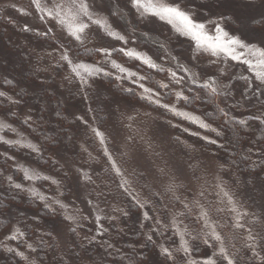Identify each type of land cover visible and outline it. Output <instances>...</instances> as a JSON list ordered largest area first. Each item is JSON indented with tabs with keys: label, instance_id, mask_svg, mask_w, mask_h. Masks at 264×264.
<instances>
[{
	"label": "snow or ice",
	"instance_id": "1",
	"mask_svg": "<svg viewBox=\"0 0 264 264\" xmlns=\"http://www.w3.org/2000/svg\"><path fill=\"white\" fill-rule=\"evenodd\" d=\"M30 4L39 21L49 26L39 30L25 24L20 30L26 33L34 32L37 37L51 40L54 47L47 53L53 61L50 67L55 70L66 67L68 74L63 77L65 81L69 84L78 82L82 92L92 88L93 83L101 78L115 82L120 90L129 96H135L154 108L195 124L205 132L214 133L218 139L195 132L190 134L199 135L206 144L214 145L217 151L224 150L229 158L215 169L210 185L205 179L200 190L192 192L191 197L187 195L191 186L189 171L191 177H195L197 181L203 178L196 176V172L201 170L200 165L193 163L198 159L196 156H189L186 166L179 164L169 167L167 161L163 166L155 165V177L166 180L162 184V191L153 192L152 185L148 183L149 175H153L152 166H142L139 159L130 151L121 153L123 163L129 164L130 170L120 166L108 148L104 133L98 127L89 124L83 116L76 115L75 121L84 126L85 132L90 131L99 139L103 155L110 166L104 169V175H101L100 170L92 168L88 160L83 161L84 164H88L87 169L82 165L72 167L66 162L68 171L64 172L63 178L71 179L74 176L77 189L81 187L89 189L88 198L84 203L91 211L88 215L67 214L68 206L59 198L63 196L61 190L63 180L42 175L35 169L20 168L25 180L33 184L38 180L48 181L56 186L58 195L55 197L44 195L32 186L24 188L21 183H15L11 175L5 177L9 188L28 192L30 198H38L51 212H56L57 208L65 210L63 221L66 222L65 228L71 235L65 237L60 231L40 232L39 244H36L25 239V231L10 226L4 239L15 241L17 244L16 247H11L5 243L4 251L18 257L25 264H45V261L47 264H84L86 260L88 264H97L95 257L89 255L92 247H95L96 255L100 257L99 264H125L126 261L127 264H151L143 251L151 246L155 254L163 258L161 264H264V203L258 206L257 211L252 207L242 208L244 202L239 199L241 183L245 188L249 185L253 188L259 186L264 192V140L237 143L228 136L229 125L233 131L252 128L253 124L257 129H264V24L261 26V39L256 42L247 39L243 31L239 34L230 31L232 21L234 17L239 19V13H249L247 17L249 21L258 18L264 21V0H214V7L217 9L215 15L212 14L211 7L203 9L209 17L207 21L196 18L200 14L199 6L190 0H125L124 7L134 12L139 20L156 18L171 25L178 36L194 42L195 48L188 62H183L178 56L172 55L166 43L156 44L160 51L155 59L148 53L127 47L130 42L136 44L139 38L150 40L151 37L148 33H142L137 37L135 28L128 31L113 27L109 16L124 18L128 15V12L122 10L119 0H30ZM226 6L234 11L219 10ZM17 11L24 16L32 14L25 9L17 8ZM49 22H54L59 27L61 33L59 36L56 34V28ZM208 25L212 26L211 30L208 29ZM92 26L96 27L97 35L101 39L107 37L118 41L121 46L88 48L86 45L90 42ZM94 53L100 57L94 63H87L82 59L91 57ZM114 54L137 60L141 67L133 71L118 63L113 58ZM204 54L210 57L208 67L200 66ZM229 60L246 65L247 71L251 74L247 76L241 74L238 77L245 82L239 98L236 96L234 84L237 77L235 74L229 75V68L232 67L227 63ZM213 66H218L215 71L212 70ZM143 68L150 72L141 74ZM153 72L164 74V78L152 84ZM47 79L45 77L43 80L33 82V86L26 87L44 91V96L39 99L45 101L43 111L48 112L47 123L56 126L42 128L41 131L54 134L51 137L45 136V143L55 146L63 144L65 138L74 139L76 131L64 129L63 114L59 110L60 101L57 99L60 95L59 87L47 85L45 83ZM124 81L135 85V88L124 87ZM170 96H174V101L168 102ZM0 98L10 105L18 106L24 103L31 109V105L23 96L16 99L0 91ZM241 102L246 107L254 109L250 111L248 119L237 120L230 117V112L238 108ZM113 103L116 104L115 110L112 108ZM177 104L185 107L197 104L209 107L221 118L220 124L213 126L212 123L206 122L212 118L211 113L206 112L204 118H201L183 111ZM120 108L119 100L105 104L109 115L114 114V111H120ZM128 108L129 114L125 116L121 112V117L130 122L125 125L130 129L136 116L130 114L134 105L129 104ZM37 111L41 112L37 119L42 124L43 112L41 109ZM88 111L93 110L89 107ZM92 119L95 121L97 117L93 116ZM5 120H0V132L15 131ZM24 123L32 127L31 112L25 117ZM184 131L187 132L188 129ZM176 139L180 142L179 137ZM135 141V136L126 137L125 147L133 145ZM0 143L9 148L16 146L27 148L38 155L43 153L42 145L27 141L23 137L13 141L0 136ZM80 147L87 153L89 160H95L86 147L83 145ZM187 147L189 151H195L194 147ZM145 151H151L163 159V150L156 152L150 141ZM0 155H4L6 159H14L6 153ZM152 164H155V161H152ZM241 164L247 168V171L242 173L246 178L243 181L233 180L231 184L225 183L223 175L233 174L234 170L240 169ZM111 182H116L121 194L130 196L131 202L140 210L136 231L140 232L142 240L138 242L135 250L120 247V239L129 231L127 219L132 213L130 208L121 207L119 204L113 207L108 203L115 200ZM206 186L212 188L215 199H208ZM139 193L150 194L142 198ZM165 196L169 197L168 202H165ZM169 204L172 206L171 210ZM177 204L181 206L179 211L175 210ZM154 206L158 207L153 215L149 209ZM8 211L10 214V208ZM92 216L94 221L90 222L95 224V233L85 232L81 235L84 222L89 221ZM105 220L107 226L103 222ZM157 237H168L171 243H162L156 239ZM46 241L49 251L45 252V258L41 259L38 249ZM21 244L25 251L19 250ZM201 244L212 249V254L197 260L194 253Z\"/></svg>",
	"mask_w": 264,
	"mask_h": 264
},
{
	"label": "rangeland",
	"instance_id": "2",
	"mask_svg": "<svg viewBox=\"0 0 264 264\" xmlns=\"http://www.w3.org/2000/svg\"><path fill=\"white\" fill-rule=\"evenodd\" d=\"M119 2L121 4L122 10L128 12V15L124 18L109 16V21L112 23L113 27L117 29H127L128 31H130L132 28H135L137 37H140L142 33H148L151 37L150 40L139 38L137 39L136 44H132L130 42L127 47L135 48L139 52L148 53L155 59L160 51L157 48L156 44L166 43L172 55L178 56L183 62L189 61L195 48L194 42H192L188 38L178 36L171 25L159 21L156 18L148 17L144 20H139L134 12H130L128 8L124 7L125 0H119ZM190 2L195 3L199 6L198 11L200 14L196 18L200 21H207V19L209 18L208 15L204 13V8L211 7L213 9V15H215L217 11V9L214 7V0H190ZM13 5L15 7H12ZM17 8L25 9L32 14L29 16L21 15V13L17 11ZM0 9L4 11V15L6 18H11V20L14 22L16 21L17 25L20 26V29L25 24H28L33 29L39 30H44L47 26H49L39 21L38 15L35 13L34 8L30 4V0H0ZM219 10L228 12L234 11L231 7L228 6ZM248 15L249 13H239V19H236L234 17L230 25V31L236 34H239L241 31H243L244 36L247 37V39L253 42L259 41L261 39V26L262 24H264V21H261L259 18L253 21H249L247 18ZM49 24L56 28V34L57 36H59L61 34L59 27L56 26L54 22H49ZM211 28L212 26L208 25V29L211 30ZM97 31L98 30L95 26H92V28L90 29V42L86 45L88 48H95L101 46H121L118 41L111 40L107 37L101 39L97 35ZM14 35H16L14 37H17V39L14 43H10L11 46L9 48H7L6 45H4L3 42L0 40V73L2 75H9L13 71V69L15 68L14 66L16 64V61H18L19 53H26L29 58H33L36 61L37 65L42 66L46 70V77L55 82L51 85L59 87V90H61V92L63 91L62 89H66L68 86H70L71 88L74 87V91L78 93V82L74 81V86H72L63 79V77L68 74L66 67L58 70H55L50 67L53 61L52 58L47 55V53L51 51V49L54 47L53 44L39 39L34 32H24L23 34L14 33ZM16 45H18L20 48L16 49ZM113 58L116 59L118 63L124 65L125 67L133 71H137L138 68L141 67L139 61L129 59L128 57H125L123 55L114 54ZM97 59H100L99 55L97 56ZM209 59L210 57L207 54H204L201 57L200 66L208 67ZM227 63L229 65H232V67L229 68V75L235 74V76L237 77V79L234 81V84L236 89V96L237 98H239L240 93L244 90L245 82L243 80L238 79V77L241 74L246 76L251 74L247 71L246 65L237 64L236 62L230 60ZM217 67L218 66H213L212 70L215 71ZM57 71L59 72L58 75ZM148 72H150V70H148L147 68H143L141 74H145ZM151 76L152 84L164 78V74H158L154 72L151 73ZM45 83L49 84L47 80L45 81ZM123 85L124 87L135 88V85H131L127 81H124ZM34 89L37 90L36 88ZM90 90L93 91V94L96 96L95 104L97 106H103V110L107 116L108 126L100 131L104 133L105 139L108 143V148L113 153V156L115 153L121 155L122 152L130 151L133 153L134 157L139 159L142 166L149 167V165H151L153 175H149L148 180L151 182V184L156 190L162 191V184L164 180H166V178L155 177V165L163 166L165 161L168 162L169 167L179 164H184L185 166L187 165L183 155L175 148L173 144L174 136H178L179 138H181L182 141L189 143L196 150L198 158L197 164L201 167V170L197 172L196 176L203 177L202 179L197 181L195 177H191V171H189V177L191 178V186L187 195L191 197L192 192L199 191L200 186L204 184L205 179L209 182L210 185L213 180V172L221 163H223V159L219 154L216 153L214 155L212 152L205 150L204 147L200 145L201 141L203 140L199 138V135L209 136L213 138L211 135L206 133L204 130L198 128L195 124H193V127H190L187 123L178 121L177 118L179 117L172 116L170 113V115H168L162 109L157 108L156 110H152L151 108L137 102L136 100L125 99V97L123 96V92L120 90L119 85L115 82H110L108 80V83H105L103 79H98L93 83V86L92 88H90ZM174 99V96H170L168 97V102H172L174 101ZM114 100L120 101L121 108L120 111H114V114L109 115V112L105 109V104L111 103ZM71 102H75V104H72L74 105V108L71 109L70 107V109L71 112L73 111L72 114L76 115V105L79 104L80 101H77L76 99V101ZM93 104L94 102L88 105V107H91ZM129 104L134 105V109L131 110L130 114L136 116V120L134 123H132V127L130 129L125 126L127 123L130 122L126 119H122L121 117V112H123L125 116L129 114ZM177 107L181 108L183 111L191 112L194 115L201 116V118H203L201 113L190 110L182 104H177ZM112 108L113 110H115L116 104L113 103ZM32 109V105L31 109L26 105L21 111H19L20 118H25ZM252 110L254 109L246 107L244 103L241 102V105L238 108L234 109L232 112H230V115L243 118L249 116V113ZM6 111L8 110H4V112L0 110V120H5L4 113H6ZM137 113L139 115H137ZM146 113H150V115H145ZM80 116L83 115L80 114ZM5 122L11 124L12 128L15 129V131L0 132V136H4L6 139L13 141L23 137L27 141L36 144V142H34L31 138H29L24 132L20 130L15 120L10 121L6 119ZM173 125H175V127H173ZM184 129H188V131L186 132L184 131ZM193 132L199 133V135H191L190 133ZM130 135L135 136L136 141L133 145H129L126 148L125 139ZM141 137H143V139H141ZM186 137H189V140ZM149 141L155 148L156 152H160L161 150H163V159L157 157L151 151H145V148L147 147ZM96 144L97 149H99L96 153L91 152L86 145L82 144L88 149V152H91L92 156L95 157L94 161L89 160L87 153L83 152L82 150L79 154L76 155V159L68 158L56 152L54 154V161L57 162L55 163L54 168L51 170V168L49 169L48 166L46 167L47 169L39 168L35 162V159L38 154L31 152L30 149L21 148L18 146L9 148L7 145L0 143V153H6L7 156L14 157V159H6L4 155H0V173H2V175H0V187H9L5 177L11 175L13 177L14 182L21 183L24 188L32 186L37 188L38 191L44 195L53 197L57 196L58 193L55 185H52L48 181L44 180H38L35 182V184H33L31 181L25 180L23 177V172L19 170L20 168L35 169L39 171L42 175L50 176L57 180H63L61 189L63 191V196H60L59 198L63 203L68 206L67 214L88 215L89 211L91 210L86 207L84 201H86L88 198L89 189L84 187L77 189L75 187L74 176H72L71 179H64L63 177L64 172L68 171L67 164H71L72 167L82 165L85 169H87L88 164L83 163V161L85 160H88V163L94 169L101 170L103 169V167H110L107 163L106 157L103 155V147L100 145L98 138H96ZM114 158L117 160L116 156H114ZM152 161H155V164H152ZM120 166L129 168L130 170L129 164H121ZM223 179L225 183L231 184L233 180L243 181L245 177L233 173L231 175L224 174ZM185 183L187 184L188 181H185ZM206 187L208 199H215V193L212 188L210 186ZM239 187L241 190V196L239 197V199H242L244 202L241 207H252L256 208V210L258 211V206L264 203V199H262V197H264V192H262L261 188L259 186L253 188L251 185L245 188L242 183L239 185ZM22 192L29 195L28 192ZM35 199L39 200L38 198ZM168 199L169 197L167 198V200ZM40 202L42 203V205H44L42 201ZM169 209H172L171 204H169ZM175 210H181V206L177 204L175 206ZM56 211L63 215L65 210L57 208ZM90 221H94V216L90 217L89 221L84 222V228L82 231H84L85 229H91V227L95 228V224ZM65 223L66 222L64 221L58 222L57 225L54 226L53 230L60 231L64 234L65 237H67L68 232L65 228ZM11 226L19 227L15 219H13V221L11 222ZM129 228L132 227L129 226ZM8 231L6 233H8ZM4 243L8 244V246L16 247L15 241H5L4 239ZM208 249L209 248H206L201 252L203 254V258L212 254L207 253ZM19 250L25 251L24 247L22 249L19 248ZM151 256L154 259L155 264H161L160 257H158L155 252L152 253Z\"/></svg>",
	"mask_w": 264,
	"mask_h": 264
},
{
	"label": "trees",
	"instance_id": "3",
	"mask_svg": "<svg viewBox=\"0 0 264 264\" xmlns=\"http://www.w3.org/2000/svg\"><path fill=\"white\" fill-rule=\"evenodd\" d=\"M15 22L12 21L11 18H6L4 15V11L0 9V40L3 42L4 45H6L7 48L11 46L10 43H14L17 39V37H14L16 36L14 35V33H24L20 30V26L17 25V22ZM38 38L42 39L40 37ZM44 41L52 44L51 40ZM18 48L20 47L16 45V49ZM97 56L98 54L94 53L91 57H82V59H84L88 63H94L95 60H97ZM14 67L15 68L9 75L4 76L0 73V91H4L9 96H12L16 99L20 98V96H23L24 99L32 105L33 109L30 111L33 117L32 127H29L28 124L24 123L25 118H20L19 116V111H21L26 106L24 103H21L18 106L10 105L7 101H4L3 98H0V110L3 112L4 110H8L6 111V113H4V115H7V119L10 121L15 120L22 132H24L29 138L36 142V144L43 146L42 155H38L35 159L37 166L41 169H47L46 167L48 166V168H51L52 170L55 166V163L53 162L54 154L56 152L68 158L76 159V155L81 152L80 146L82 144L86 145L91 152H98L99 149H97L96 137L90 131L85 132L84 126L79 125V122L75 121V116L81 114L86 117L85 119L88 120L89 124L93 125L94 127H98L99 130L105 129L108 126V120L103 110V106H97L95 104L96 96L93 94V91L87 89L82 92L78 87V93H76L74 91V87L71 88L70 86H68L66 89H62V92L60 90V95L57 96V99L60 101L59 110L63 114V127L65 130L74 129L76 131V135L74 139L65 138L63 140V144L50 146L49 143H45V136L51 137L54 134L51 132H43L41 131V129L46 127H55L56 125H49L47 123L48 112L43 111L45 101L39 99L40 97L44 96V91L39 88H36L37 90H33L30 87H26L33 86V82H38V80L45 79L47 72L42 66L37 65L36 61L33 58H29L26 53L18 54V61H16ZM101 79H103L105 83H108V80L104 78ZM47 81L49 82V84L46 83L47 85L55 83L51 79H47ZM71 85L74 86L73 83H71ZM85 96H87V99H85ZM123 96L125 97V99L136 100L137 102L144 104L152 110L157 109L154 108L152 105L147 104V102L145 101L138 100V98L135 96H129L125 92H123ZM76 99L77 101H80V103L76 105L77 113L76 115H74L72 114L73 111L71 112V109L74 108V105L72 104H75V102L71 101H76ZM92 102H94V104L90 108L93 111L89 112L88 105L92 104ZM187 108L195 112L201 113L203 118L204 113H211L212 118L208 119L206 122L212 123L213 126L220 124L221 118L218 114L212 112V109L209 107L197 104L195 106H190ZM9 109H11V111H9ZM37 109H41V111L43 112L44 123L42 124L37 119V117L41 114V112H38ZM167 114L170 115L169 113ZM93 116L97 117L95 121H93L92 119ZM230 117H234L237 120L248 119V116L239 118L234 115H230ZM177 120L180 122L187 123L190 127L194 126L193 124L181 118H177ZM37 125H39V127ZM77 126L79 127L77 128ZM206 133L211 135L213 138H217L212 132ZM228 136L237 143L246 142L249 140H251L252 143H255L256 140H264V129H257L253 124L252 128L242 130L236 129L235 131H233L232 126L229 125ZM38 137L39 139H37ZM177 137L178 136H174L173 144L175 148L183 155L186 163L188 161L189 156L194 155L197 157L196 150L194 152L189 151L187 146L191 145L185 141H182L181 138H179L180 142H177ZM186 138L189 140V137ZM200 145L204 147V149L207 151L219 154L223 161L229 158L228 154L224 150L217 151L214 145L206 144L203 141H201ZM114 156L117 157L119 165H127V163H123V158L121 155L115 153ZM193 163L197 164V160L193 161ZM104 169H106V167H103V169L100 170L101 175H104ZM246 171V166L241 164L240 169L234 170L233 173L245 177L242 173ZM148 183L152 185L149 180ZM111 191L115 196V200H110L108 203L111 204L113 207L119 204L121 207L130 208L132 213L131 216L127 219V226L129 231L125 236H123L122 239H120V247L122 249L135 250L138 247V242L142 240L140 232L136 231L140 210L136 208L133 202H131L130 196L121 194V190L117 189L116 187V182H111ZM152 191H157L153 185ZM149 194L150 193H139L142 198ZM167 198L168 196L164 197L165 202H168ZM0 202H2V204H0V213H2L0 214V264H17L18 261L19 264H25V262L19 260L18 257H13L11 254L4 251V236L9 230L13 219L17 221L19 228L22 231L26 232L25 239H28V242H35L36 244H39V233L54 232V226H56L58 222L63 221V215L60 214L58 211H49L47 208H45L44 205H42L39 200L35 198H30V196L26 193L10 189L9 187H0ZM157 207L158 206H154L152 209H149L150 214L154 215ZM9 208L11 210L10 214L8 211ZM103 222L105 223V226H107V221L105 220ZM131 223H133L134 225ZM129 226H131L132 228H129ZM85 232L89 234H94L95 228L91 227V229H85L81 232V235H83ZM69 235L71 234L68 233V236ZM169 236H171L170 233ZM156 239L160 240V242L165 244L171 243V240L168 237H157ZM22 248L23 245L21 244L20 249ZM204 249H206V247L201 244L199 249L194 253V258L197 260L203 259V254L201 252ZM38 251L40 258L44 259L45 252L49 251L47 241L45 242V244L40 245ZM143 251L145 253V256L148 257V259L151 261V264H155L154 259L151 256L152 253L155 252L154 249L149 246L148 249H145ZM96 253L97 249L95 247H92L89 255L95 257L97 264H99L100 257L96 255ZM207 253H212L211 249H208ZM129 254H131V252H129ZM162 259L163 258L160 257L161 261ZM45 264H47V261H45ZM84 264H88V261L86 260ZM125 264H127V261L125 262Z\"/></svg>",
	"mask_w": 264,
	"mask_h": 264
}]
</instances>
